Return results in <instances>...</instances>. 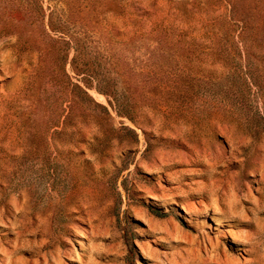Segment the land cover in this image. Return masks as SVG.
Masks as SVG:
<instances>
[{"label": "rangeland", "instance_id": "374dc122", "mask_svg": "<svg viewBox=\"0 0 264 264\" xmlns=\"http://www.w3.org/2000/svg\"><path fill=\"white\" fill-rule=\"evenodd\" d=\"M0 264H264V0H0Z\"/></svg>", "mask_w": 264, "mask_h": 264}]
</instances>
